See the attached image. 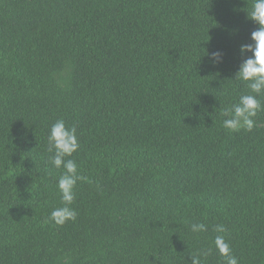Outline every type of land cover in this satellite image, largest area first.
<instances>
[{
	"label": "trees",
	"instance_id": "16d2710c",
	"mask_svg": "<svg viewBox=\"0 0 264 264\" xmlns=\"http://www.w3.org/2000/svg\"><path fill=\"white\" fill-rule=\"evenodd\" d=\"M251 4L0 0V264H191L210 248L202 264H224L216 235L264 264V110L252 131L223 127L250 91L234 78ZM61 119L85 179L56 226Z\"/></svg>",
	"mask_w": 264,
	"mask_h": 264
},
{
	"label": "clouds",
	"instance_id": "9594fccd",
	"mask_svg": "<svg viewBox=\"0 0 264 264\" xmlns=\"http://www.w3.org/2000/svg\"><path fill=\"white\" fill-rule=\"evenodd\" d=\"M247 19L257 28L250 34L251 43L242 44L239 48L240 55L246 58L239 65L234 80L246 84L250 91L249 94L241 95L237 103L223 112L225 117L223 127L232 132L241 129L252 131L255 127L253 118L259 111L264 110V105L257 99L264 94V0H252ZM222 58L223 54L219 51L209 54L213 64L222 62ZM47 141L48 152L52 154L51 164L57 169L63 168V173L57 182L62 206L53 209L49 219L56 226H63L69 221H75L77 217L76 210L71 207L75 200L74 188L78 181L85 179L79 174L76 161L70 158L80 147L76 127H66L62 119L57 120L49 130ZM190 231L198 234L206 231V227L203 223H192ZM214 231L225 233L226 229L223 224H218ZM213 243L224 264H238L224 235H216ZM211 251L210 248L191 255V264H202V257H207Z\"/></svg>",
	"mask_w": 264,
	"mask_h": 264
}]
</instances>
